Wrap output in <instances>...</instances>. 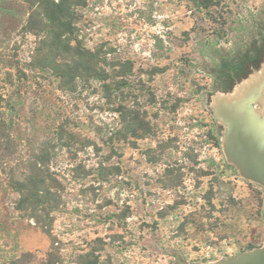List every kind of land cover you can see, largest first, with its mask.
Returning <instances> with one entry per match:
<instances>
[{"label": "rangeland", "instance_id": "374dc122", "mask_svg": "<svg viewBox=\"0 0 264 264\" xmlns=\"http://www.w3.org/2000/svg\"><path fill=\"white\" fill-rule=\"evenodd\" d=\"M81 1L106 74L69 86L26 0H0V264H264V186L226 152L250 132L264 163V0ZM43 149L49 233L8 186Z\"/></svg>", "mask_w": 264, "mask_h": 264}, {"label": "trees", "instance_id": "16d2710c", "mask_svg": "<svg viewBox=\"0 0 264 264\" xmlns=\"http://www.w3.org/2000/svg\"><path fill=\"white\" fill-rule=\"evenodd\" d=\"M31 7L26 28L35 35L42 36L41 45L45 52L37 61V66L48 68L63 84L71 86L76 79L99 77L106 74L102 70L98 56L79 45L77 40L76 11L81 0H26ZM100 67V69L98 68ZM120 112V111H119ZM123 113H120L122 115ZM130 121H138L135 113ZM59 139L62 138V131ZM136 135L135 132H133ZM70 141L73 134L69 133ZM65 146H69L66 143ZM53 152L40 150L27 166L21 178L9 177V188L18 195L14 210L46 232H50V213L56 210L60 200V183L57 175L50 171ZM49 264H52L49 261Z\"/></svg>", "mask_w": 264, "mask_h": 264}, {"label": "water", "instance_id": "95a60500", "mask_svg": "<svg viewBox=\"0 0 264 264\" xmlns=\"http://www.w3.org/2000/svg\"><path fill=\"white\" fill-rule=\"evenodd\" d=\"M248 134H249V132H248ZM242 141H243V139H242ZM235 147L236 148H234L233 146L231 147L228 144L226 145V152H227V155L229 156L230 159H232V157L234 156L236 149H237L238 153L235 155H237L238 157L243 156V154L241 155L240 152L238 151L237 145ZM253 154H255V151H253V153L248 151V153H245V156H243V158L248 156V160L243 161V160L239 159L238 164L240 165V169H241L244 177L264 186V163L262 162L261 158L259 160L256 159L257 161L253 160V157H252ZM249 165H251L252 167H250ZM262 250H264V248ZM260 252H261L260 258H262L264 260V252H263V254H262V251H260Z\"/></svg>", "mask_w": 264, "mask_h": 264}, {"label": "crops", "instance_id": "0c3cea01", "mask_svg": "<svg viewBox=\"0 0 264 264\" xmlns=\"http://www.w3.org/2000/svg\"><path fill=\"white\" fill-rule=\"evenodd\" d=\"M243 144H244V146H247L245 148H247L249 150V152L253 153V150H254V147H252L253 146V139H252V134L250 132H249V134H247V136L243 135ZM244 149H243V151H244ZM243 156H245V152H243ZM249 166L252 167L251 165H249Z\"/></svg>", "mask_w": 264, "mask_h": 264}]
</instances>
